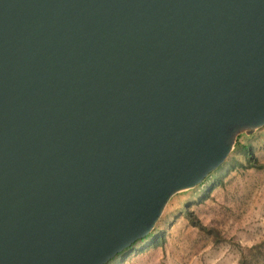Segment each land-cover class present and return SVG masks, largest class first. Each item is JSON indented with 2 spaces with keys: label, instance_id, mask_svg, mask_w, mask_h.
<instances>
[{
  "label": "water",
  "instance_id": "obj_1",
  "mask_svg": "<svg viewBox=\"0 0 264 264\" xmlns=\"http://www.w3.org/2000/svg\"><path fill=\"white\" fill-rule=\"evenodd\" d=\"M264 126V0H0V264H107Z\"/></svg>",
  "mask_w": 264,
  "mask_h": 264
},
{
  "label": "rangeland",
  "instance_id": "obj_2",
  "mask_svg": "<svg viewBox=\"0 0 264 264\" xmlns=\"http://www.w3.org/2000/svg\"><path fill=\"white\" fill-rule=\"evenodd\" d=\"M257 164L264 165V126L241 131L220 168L170 199L151 232L154 245L138 244L111 264H264V170Z\"/></svg>",
  "mask_w": 264,
  "mask_h": 264
},
{
  "label": "trees",
  "instance_id": "obj_3",
  "mask_svg": "<svg viewBox=\"0 0 264 264\" xmlns=\"http://www.w3.org/2000/svg\"><path fill=\"white\" fill-rule=\"evenodd\" d=\"M258 130V129H257ZM250 132H252V131H250ZM254 132V131H253ZM239 134H240V132H238L237 134H236V136H235V140L237 139V137L239 136ZM253 133H251L250 135H252ZM244 150L246 151V153L248 154V157L250 156V158H252L251 157V152H250V146L249 145H245L244 147ZM253 159V158H252ZM221 167V166H220ZM219 167V168H220ZM256 167L257 168H260V169H262V170H264V165H259V164H257L256 165ZM217 170V169H216ZM215 170V171H216ZM209 177V176H208ZM207 179V178H206ZM205 181V180H204ZM203 181V182H204ZM201 185V184H200ZM200 185H198V186H200ZM198 186H196V187H198ZM191 190V189H190ZM187 215H188V217H189V219L191 220V222L195 225V226H197V228H199V229H201V227H200V223L198 222V220L193 216V214L190 212V211H187ZM213 231H214V236H216V235H218V231H216V230H214V229H212L211 230V233H213ZM154 239H155V235L154 234H149L148 236H146L145 238H143V239H141V240H139V241H137V242H135L130 248H128L127 250H125V251H123L122 253H120V254H118L114 259H112L110 262H108L107 264H111V263H113L114 261H117L120 257H122V256H124L125 254H127L129 251H132L135 247H136V245H138V244H150V245H152L153 243H154ZM152 243V244H151ZM149 245V246H150ZM154 245V244H153Z\"/></svg>",
  "mask_w": 264,
  "mask_h": 264
}]
</instances>
